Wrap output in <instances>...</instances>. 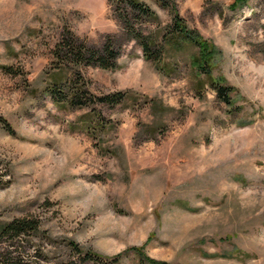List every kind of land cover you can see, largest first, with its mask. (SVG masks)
<instances>
[{
    "label": "rangeland",
    "instance_id": "1",
    "mask_svg": "<svg viewBox=\"0 0 264 264\" xmlns=\"http://www.w3.org/2000/svg\"><path fill=\"white\" fill-rule=\"evenodd\" d=\"M141 1L158 16L148 32L169 31L174 2L216 47L212 76L236 87L239 108L196 88L193 45L170 49L163 72L129 41L114 70L82 68L91 94L129 92L98 106L95 131L88 108L48 94L51 51L65 28L94 46L121 32L113 0H0V115L14 129L0 122V230L39 224L0 235V251L52 264L80 257L76 241L104 256L130 249L120 264H139L136 247L168 264H264V0Z\"/></svg>",
    "mask_w": 264,
    "mask_h": 264
},
{
    "label": "trees",
    "instance_id": "2",
    "mask_svg": "<svg viewBox=\"0 0 264 264\" xmlns=\"http://www.w3.org/2000/svg\"><path fill=\"white\" fill-rule=\"evenodd\" d=\"M157 1V0H156ZM162 5L170 3V0H158ZM249 0H233L232 9H237L247 5ZM114 9L118 13V19L122 24V31L107 35L105 40L98 46L88 44L87 40L82 39L70 28H65L60 33L54 48L51 51L53 56L52 70L49 77L48 94L51 96L55 105L60 108H88L84 114L89 128L102 131V123L95 124L97 117H100L101 111L99 105H116L126 100L129 92L116 91L115 93L96 96L90 93L83 82L82 68L90 65L93 67L114 70L118 67L119 58L122 56L123 48L129 41H136L141 47L146 59L154 62L157 69L168 72L171 69V63L164 57L169 54L170 49L182 47L185 44H191L197 48L198 53L191 54V64L197 72H202L196 76V88L204 91L207 84L215 89L219 99L226 102L230 111L236 112L239 108L234 100L236 87L231 86L222 77L216 79L212 76L215 56L218 50L211 45L200 34L187 26L177 12L174 2L170 3L173 14V24L169 31L161 34V29L154 32L146 30V21H157L158 16L153 8L141 0H113ZM163 56V57H161ZM3 70H9L7 65L0 64ZM204 72V74H203ZM205 76L202 79L201 76ZM0 122L10 132H14L13 127L6 118L0 115ZM95 124V125H93ZM154 129V128H153ZM152 129V130H153ZM150 130V131H152ZM94 131V132H95ZM39 224L35 220L16 218L6 224L0 230V235H11L13 239L21 238L26 231L37 230ZM69 248L79 252L80 257L61 259V261L52 264H120L122 257L131 251L127 249L115 256L102 255L94 249H85L76 241H69ZM11 241L9 246H13ZM132 251L137 253L139 264H168L167 262H158L150 258L144 251V248L136 247ZM10 255V256H9ZM19 256H13L12 251H0V264H44L39 260L16 261ZM49 264V263H46Z\"/></svg>",
    "mask_w": 264,
    "mask_h": 264
}]
</instances>
